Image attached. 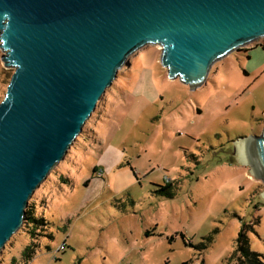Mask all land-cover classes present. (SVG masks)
Wrapping results in <instances>:
<instances>
[{"label": "rangeland", "instance_id": "1", "mask_svg": "<svg viewBox=\"0 0 264 264\" xmlns=\"http://www.w3.org/2000/svg\"><path fill=\"white\" fill-rule=\"evenodd\" d=\"M2 55L0 104L15 72ZM161 57L160 45L130 56L34 194L45 222L34 235L25 223L0 264H240L244 227L264 263V182L238 152L264 129V38L195 90L171 80Z\"/></svg>", "mask_w": 264, "mask_h": 264}, {"label": "water", "instance_id": "2", "mask_svg": "<svg viewBox=\"0 0 264 264\" xmlns=\"http://www.w3.org/2000/svg\"><path fill=\"white\" fill-rule=\"evenodd\" d=\"M264 38V0H0V50L15 72L0 104V254L132 54L162 46L193 90ZM243 154L264 182V129Z\"/></svg>", "mask_w": 264, "mask_h": 264}, {"label": "trees", "instance_id": "3", "mask_svg": "<svg viewBox=\"0 0 264 264\" xmlns=\"http://www.w3.org/2000/svg\"><path fill=\"white\" fill-rule=\"evenodd\" d=\"M163 189L161 192H163ZM171 196V195H168ZM33 207V204L29 206L27 210V216H26V222L25 223H33L34 227L32 228L31 234L34 235L36 231V226L42 225L45 221L44 219H37L35 217L34 212H32L31 208ZM47 223V222H46ZM34 236L32 243L24 250L23 256L24 260L26 263L31 261L36 254L37 251V244L34 242ZM236 253L238 254L240 264H264L261 260V255L259 253H256L251 250V245H250V238L248 235V232L246 230V227H244L237 238V251Z\"/></svg>", "mask_w": 264, "mask_h": 264}, {"label": "bare ground", "instance_id": "4", "mask_svg": "<svg viewBox=\"0 0 264 264\" xmlns=\"http://www.w3.org/2000/svg\"><path fill=\"white\" fill-rule=\"evenodd\" d=\"M238 152H239V157H240L241 161L243 163H247L246 160H245L244 154H243V147H242V145H239L238 146Z\"/></svg>", "mask_w": 264, "mask_h": 264}, {"label": "built area", "instance_id": "5", "mask_svg": "<svg viewBox=\"0 0 264 264\" xmlns=\"http://www.w3.org/2000/svg\"><path fill=\"white\" fill-rule=\"evenodd\" d=\"M64 247H62V249H63Z\"/></svg>", "mask_w": 264, "mask_h": 264}, {"label": "crops", "instance_id": "6", "mask_svg": "<svg viewBox=\"0 0 264 264\" xmlns=\"http://www.w3.org/2000/svg\"><path fill=\"white\" fill-rule=\"evenodd\" d=\"M249 50V49H248Z\"/></svg>", "mask_w": 264, "mask_h": 264}]
</instances>
